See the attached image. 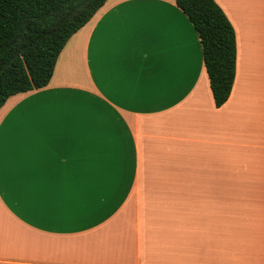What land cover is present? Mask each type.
<instances>
[{
    "label": "crops",
    "instance_id": "crops-1",
    "mask_svg": "<svg viewBox=\"0 0 264 264\" xmlns=\"http://www.w3.org/2000/svg\"><path fill=\"white\" fill-rule=\"evenodd\" d=\"M214 105L175 0H105L0 107V264H264V0H215Z\"/></svg>",
    "mask_w": 264,
    "mask_h": 264
},
{
    "label": "trees",
    "instance_id": "trees-1",
    "mask_svg": "<svg viewBox=\"0 0 264 264\" xmlns=\"http://www.w3.org/2000/svg\"><path fill=\"white\" fill-rule=\"evenodd\" d=\"M105 0H0V107L16 93L45 86L69 37ZM193 24L214 105L228 98L235 76L234 29L215 0H175Z\"/></svg>",
    "mask_w": 264,
    "mask_h": 264
}]
</instances>
